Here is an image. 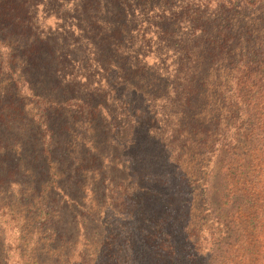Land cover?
<instances>
[{"label": "trees", "instance_id": "1", "mask_svg": "<svg viewBox=\"0 0 264 264\" xmlns=\"http://www.w3.org/2000/svg\"><path fill=\"white\" fill-rule=\"evenodd\" d=\"M47 1L65 5V13L56 16L62 23L67 18V26L58 39H30L37 25L29 17ZM174 2L0 0L5 68L23 58L37 71L41 55L68 66L79 43L97 67L113 73L123 114L131 110L138 119L124 148L131 187L112 177L105 184L102 173L98 184L118 212L151 213L141 243L133 232L124 237L127 225L111 226L105 239L93 240L91 214L82 206L83 180L69 182L63 166L69 154L44 147L46 162L33 175L29 167H18L25 154L16 143L14 166L0 162V264H264V19H248L229 0ZM239 17L247 19L245 29ZM27 86L33 95L52 92ZM124 92L141 97L147 109L140 111ZM65 94L64 102L89 107L74 89ZM104 105L85 112L104 113ZM108 114L111 122L118 116ZM44 125L50 140L69 131L55 130L49 121ZM89 150L77 169L100 172L102 153ZM218 164L223 178L216 212L209 177ZM156 197L160 205L150 209Z\"/></svg>", "mask_w": 264, "mask_h": 264}, {"label": "rangeland", "instance_id": "2", "mask_svg": "<svg viewBox=\"0 0 264 264\" xmlns=\"http://www.w3.org/2000/svg\"><path fill=\"white\" fill-rule=\"evenodd\" d=\"M177 1L183 0H175V5L179 3ZM229 1H234L236 3L235 11L246 13L248 19L259 20L260 22L264 19V5L258 0ZM60 3L54 4L52 1H47V3L38 6V10L30 15L29 20L37 25V29L35 33H31L30 39L36 35L42 37L43 34L45 36L51 34L52 37L55 36L58 39V34L67 26L68 22H64L67 20L66 18L63 24L59 16H56V14L60 15V12L63 13L64 8H66ZM249 3L255 4L250 6ZM160 4L161 2H158V5ZM238 22L245 29L243 24L247 22V19L239 17ZM135 26L131 29L133 32L134 29H138V26L134 28ZM260 31L264 34V25ZM77 46V53L72 55L68 66H65L59 59H51L49 56L43 60V55L39 60L41 66L37 71L29 67L31 61L27 63L23 58L18 59V65L13 69L5 68L0 61V140L1 145L4 144L6 148L4 151L0 150V162L2 165L8 163V167L14 166L18 156L13 150L15 149L14 145L18 143L25 154L20 162L18 160V167L23 169L29 167L33 175H38L42 170L40 168L41 163L46 162L44 147L58 146V155L68 153L70 156L64 159L63 164L64 167L65 165L68 167L67 178L69 182L83 180V196L85 198L82 206L87 208L85 210L91 214L90 218L87 217V224L92 231L90 237L93 240L101 241V239H105L109 227H117L118 229L127 225V233H122L125 235L124 237L128 235V232L130 234L133 232L134 234H132L136 235L135 238H137L136 242L141 243L145 235L144 228L149 224L148 217L151 213L138 208L134 210L128 208L118 212L115 206L107 205L108 200L107 196L105 198L103 195V186L98 184V175L102 173L106 180L105 184L112 177L117 181L122 180L124 185L131 187L128 183V177H131V165L124 148L130 140L128 133L130 134V130L138 119L133 116L131 110L123 114L125 105L119 95L122 89L114 90L113 73L110 70L97 67L92 61V52L79 43ZM149 49L151 50V48ZM2 55L3 48L0 49V57ZM43 62L44 65H42ZM44 68L46 73L43 72ZM13 71L14 74L12 75ZM70 77L74 78V83L69 82ZM27 82L28 85L36 87L35 89L38 91L51 89L52 92L33 95L27 88ZM40 82L41 86L38 87ZM73 89L80 100L85 99V103H89V107L86 105L83 109H79L76 106L78 103L75 101L64 102L65 98L61 95H67L65 93L73 91ZM51 95L54 97L49 98ZM122 95L129 96L127 100L130 99V101L134 97L135 101L139 103L136 106L139 107L140 111L147 109L143 99L134 93L124 92ZM46 99L53 101L51 103L54 105H48ZM102 102L105 103L104 108L108 111L103 110L104 113H102L100 110L96 115L85 112L93 104ZM108 112L110 113L108 116L118 114L115 121L111 122L108 117H105ZM45 121L54 124L55 130L60 127H68L69 131L62 129L63 131L56 132L53 140H50L46 134ZM144 132L146 133L145 130ZM91 147L99 148V155L102 153L100 172L77 169L79 157L88 154ZM7 148L11 149L7 151ZM112 165H115V168ZM45 171L42 175L46 177L45 181H48L50 175L46 174ZM64 174L67 176L65 168ZM209 178L211 186L209 200L217 212L218 191L222 187L223 178L219 171V164ZM159 201L157 197L152 199L148 204L149 208L153 209L156 204L160 205ZM91 203L95 204L89 207ZM161 207L163 208V204Z\"/></svg>", "mask_w": 264, "mask_h": 264}]
</instances>
